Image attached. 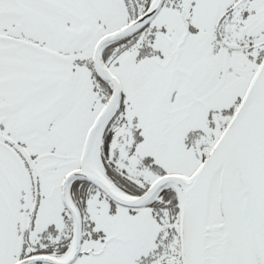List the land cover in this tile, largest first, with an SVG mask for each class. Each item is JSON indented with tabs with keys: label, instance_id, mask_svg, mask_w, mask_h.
Segmentation results:
<instances>
[{
	"label": "snow or ice",
	"instance_id": "snow-or-ice-1",
	"mask_svg": "<svg viewBox=\"0 0 264 264\" xmlns=\"http://www.w3.org/2000/svg\"><path fill=\"white\" fill-rule=\"evenodd\" d=\"M0 264H264V0H0Z\"/></svg>",
	"mask_w": 264,
	"mask_h": 264
}]
</instances>
